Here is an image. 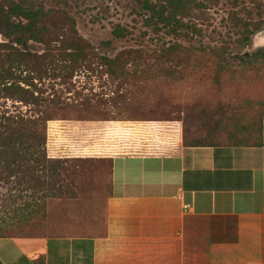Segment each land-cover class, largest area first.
<instances>
[{"label": "rangeland", "instance_id": "obj_1", "mask_svg": "<svg viewBox=\"0 0 264 264\" xmlns=\"http://www.w3.org/2000/svg\"><path fill=\"white\" fill-rule=\"evenodd\" d=\"M35 1L45 10L67 14L75 22L77 35L95 49L97 56L89 57L70 79L44 78L34 85L43 97L58 98L74 107L70 118L79 120L71 121L94 123L90 133L100 132L102 144L110 150L103 158L61 160L63 181L56 185L55 196L44 200L34 220L0 221V227L8 226L7 236L103 235L111 158L132 151L129 142L123 144L122 140L145 134L147 125L160 138L161 143L154 148L159 151L165 150L162 143L169 140L165 134L178 130L183 140L184 129L187 142L194 138L213 145L258 141L264 117V62H254L252 56L264 49V0H187L186 15L169 23L164 20L166 0ZM145 1L164 14L158 17L145 9ZM117 26L126 34L119 40L111 35ZM174 43L192 54L181 55L180 63L157 60L161 49ZM30 48L36 53L44 49L36 44ZM210 49L217 51L210 58L201 53ZM120 52H125V71L116 77L101 65L98 56L112 58ZM246 52L251 54L248 59H230ZM217 56L226 68L218 67ZM207 59L205 67L197 65ZM161 68H168L171 74L162 73ZM4 108L28 110L0 99V109ZM50 122L47 127L56 128ZM52 148L47 147L48 156ZM2 215L0 212V219Z\"/></svg>", "mask_w": 264, "mask_h": 264}, {"label": "crops", "instance_id": "obj_2", "mask_svg": "<svg viewBox=\"0 0 264 264\" xmlns=\"http://www.w3.org/2000/svg\"><path fill=\"white\" fill-rule=\"evenodd\" d=\"M259 129L257 145L201 147L177 130L159 151L145 126L111 158L103 235L0 237V264H264Z\"/></svg>", "mask_w": 264, "mask_h": 264}, {"label": "trees", "instance_id": "obj_3", "mask_svg": "<svg viewBox=\"0 0 264 264\" xmlns=\"http://www.w3.org/2000/svg\"><path fill=\"white\" fill-rule=\"evenodd\" d=\"M165 2L167 10L164 11L167 14L164 20L167 23L176 20L177 16L186 15L187 0ZM144 7L153 14L157 13L158 17L164 14L156 12L147 1ZM179 26L181 28L183 24ZM111 35L119 40L126 34L117 26ZM32 44L44 47L43 52H34L30 48ZM214 52L217 51H201L208 58ZM124 53L120 52L112 58L98 56V59L110 75L119 77L125 71L122 61ZM191 54L192 51L174 43L163 47L156 58L161 62L180 63L183 55L187 57ZM93 55L97 56L95 49L77 35L75 22L64 12L45 10L35 0H0V99L28 109L25 112L0 109V212L4 214L1 222L26 223L34 220L42 210L44 200L55 196L54 191L58 190L56 185L63 181L61 160L66 158L49 157V145L80 139L77 134L80 131L79 134H91L89 138H84L90 140L89 144H102L100 132L90 133L94 123L75 122L72 125L74 121L71 120H79L70 118V111L74 107L58 98L43 97V92L34 85V81L39 82L44 78L70 79ZM252 57L254 62H264V49ZM206 61L209 60H199L197 65L205 67L203 62ZM216 64L221 69L226 68L219 56ZM161 72L171 74L168 68H161ZM80 113L78 115L81 116ZM59 115L62 117L56 119ZM52 120H60L54 121L52 127L56 128L47 127ZM185 134L186 129L183 131L184 146H223L196 138L187 142ZM257 144L259 140L253 144L240 140L227 146ZM7 228L0 227V237L14 238L7 236Z\"/></svg>", "mask_w": 264, "mask_h": 264}, {"label": "built area", "instance_id": "obj_4", "mask_svg": "<svg viewBox=\"0 0 264 264\" xmlns=\"http://www.w3.org/2000/svg\"><path fill=\"white\" fill-rule=\"evenodd\" d=\"M90 136L91 134H84L80 136V139H72L62 144H52V149L54 150H52V155L49 157L66 159L103 158L107 153L106 151L110 150L108 149L109 147L104 144H89L90 140H84V138H89Z\"/></svg>", "mask_w": 264, "mask_h": 264}, {"label": "water", "instance_id": "obj_5", "mask_svg": "<svg viewBox=\"0 0 264 264\" xmlns=\"http://www.w3.org/2000/svg\"><path fill=\"white\" fill-rule=\"evenodd\" d=\"M250 56H251V54L249 52H246L244 54L232 55V56H230V59L243 61L244 58L248 59Z\"/></svg>", "mask_w": 264, "mask_h": 264}]
</instances>
